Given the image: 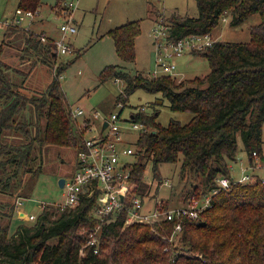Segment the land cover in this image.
<instances>
[{
    "label": "trees",
    "instance_id": "1",
    "mask_svg": "<svg viewBox=\"0 0 264 264\" xmlns=\"http://www.w3.org/2000/svg\"><path fill=\"white\" fill-rule=\"evenodd\" d=\"M193 1L197 16L181 17L172 12L166 18L172 38L211 33L224 15L230 18V25H239L253 14L261 22L249 28L247 43L218 40L210 48L192 53L204 57L210 66L209 73L201 77L176 83L172 76L131 75L115 65H107L100 73L101 82H122L123 91L116 100L124 102L140 88L160 93L168 100L170 111L192 114L187 123L172 118L163 126L156 121L157 113L147 114L141 106L130 112L129 119L146 130L138 135L133 160L127 165L133 193L142 201L148 194L143 173L149 163L153 178L160 164H179L188 184L187 200L214 188L221 176L231 179L229 163L236 160L238 139L249 165L262 156L264 0ZM40 4L41 0H18L16 9L38 11ZM8 28L11 34L18 31L26 35L25 51L37 59L25 73L10 67L0 56V173L5 174L11 166L25 169L33 178L41 173L43 146L72 147L76 154L82 147L83 133L74 128L59 84L63 69L72 61L54 73L44 92L28 97L23 85L31 68L37 62L53 66L57 58L54 41L44 35L43 43L41 34L18 26ZM139 30L137 20L106 32L121 61H134ZM4 45L0 43V55ZM11 74L20 76L21 84L14 83ZM21 113L23 120L18 118ZM7 131L18 133L22 140L6 141ZM32 185L30 182L24 187L25 198H29ZM10 188L16 190L6 182L0 193H11ZM95 199L82 196L63 210L43 206L34 223L20 224L12 234L8 227L13 206L6 204L7 211L0 210V264H264V179L258 176L252 183H231L229 189L214 195L211 207L182 222L175 245L168 239L174 223H125L123 211L95 219L91 215ZM97 225L99 242L95 249L86 245V240Z\"/></svg>",
    "mask_w": 264,
    "mask_h": 264
},
{
    "label": "rangeland",
    "instance_id": "2",
    "mask_svg": "<svg viewBox=\"0 0 264 264\" xmlns=\"http://www.w3.org/2000/svg\"><path fill=\"white\" fill-rule=\"evenodd\" d=\"M75 2V0H41L40 11L28 24L29 19H24L22 24L27 26L26 30L33 33L49 37L57 42L61 37L59 27L61 24L71 21V25L76 28L74 34L68 33L63 37L64 43L70 47V53L57 54L53 66L42 65L37 62L35 67L31 68L25 84L23 85L24 94L28 97H37L45 91L46 85L54 77V73L60 68L72 61L63 69L59 84L63 91L64 101L67 109L81 108L85 115L90 117L93 111H97L101 116L109 117L110 113H120L117 103L120 102L124 107L120 113L122 121V135L125 138L126 146H134L141 129H132L128 124L127 118L135 107L143 106L147 114H155L156 121L161 125H166L172 118L182 124L187 123L191 118V113L170 111L169 102L163 98L160 93H148L142 89H137L131 93L126 101L116 100L117 96L123 91V84L120 80L108 79L101 82L100 73L107 65H115L130 73L131 75L142 72L144 76L154 68L155 48L153 46L152 30L155 21L165 19L170 13L175 12L179 16H197L196 4L193 0H78L76 8L65 10L59 6V9L53 14L52 7L58 2ZM16 0H0V22L12 20L15 13ZM155 13V14H154ZM20 13L16 17H23ZM154 17V20H152ZM140 21V30L135 39L133 62L121 61L114 51L112 37L106 32L109 29L122 26V24ZM261 22L257 14L250 15L243 23L239 25H230V18L226 15L220 17L216 28L211 32L213 37L219 41L247 43L250 37L249 28ZM9 28L0 27V43L4 42L2 60L10 67H15L25 73L37 59L36 55L25 51L26 35L21 32L9 33ZM6 32L3 38V33ZM174 72H171L174 82H185L186 79L201 77L210 71L204 57L194 56L191 53L175 59ZM12 75V74H11ZM12 80L16 84H21L22 78L18 75H12ZM22 91V88H21ZM123 98V96H122ZM18 118L23 120L21 113ZM32 117V114L29 117ZM71 117V114H70ZM81 116L74 123L81 121ZM98 122L96 121V125ZM95 125V126H96ZM262 140L264 141V124ZM77 130V129H76ZM6 141H21L18 133H8ZM95 133V132H94ZM86 133V137L94 135ZM238 149L235 161L230 162L231 179L241 176V169L245 174L258 176L264 179V144L262 146L261 159H256V168H249L248 158L243 149L240 139L237 140ZM40 164L41 173L31 178L29 172L23 168L13 169L8 166L6 173H0L1 185L6 182L16 190L10 188L8 193H0V210L7 211L5 205L13 206V217L9 223V233L16 231L18 225H31L37 216L41 213L40 205L45 208H57L66 198L65 190L59 188L60 178H69L75 170V159L77 149L72 147H58L47 145L41 148ZM126 159L131 162L132 156ZM125 159V160H126ZM38 160L35 161V166ZM179 164L162 163L158 166V172L155 178L152 177L151 164L149 163L143 173L144 182L149 187L147 197H145L144 206L150 208L153 205H162L165 208H174V206L185 204L188 184L180 174ZM4 181V182H3ZM32 182L29 198L22 195L26 184ZM166 183V184H165ZM133 189V187H132ZM20 200L21 205L16 207V201ZM18 210H21L26 216H33V220L24 219L25 214L18 216ZM57 215V214H56ZM56 217V216H55ZM178 237L174 239V245Z\"/></svg>",
    "mask_w": 264,
    "mask_h": 264
},
{
    "label": "built area",
    "instance_id": "3",
    "mask_svg": "<svg viewBox=\"0 0 264 264\" xmlns=\"http://www.w3.org/2000/svg\"><path fill=\"white\" fill-rule=\"evenodd\" d=\"M75 4V2L65 3V7L68 8L67 10L74 9L76 8ZM20 13H23L24 16L16 17ZM37 13L38 11L17 9L12 20L0 22V27L18 26L26 30L28 25L24 26L22 21L29 19V24ZM169 27L168 21L165 19L155 21L152 30L155 60L153 70L148 73L150 78L169 76L176 69L174 62L176 58L185 55V53L192 54L204 51L217 41L209 32L191 33L180 39H174L169 35ZM59 30L61 37L57 42L54 41L55 52L59 55L68 54L70 47L64 43L63 37L68 33L74 34L76 28L71 25V21H68L61 24ZM40 39L43 43L46 41L43 35ZM115 80L117 81V79ZM116 105L119 110L124 108L120 102ZM141 109L144 107L141 106ZM70 114L75 122L78 117H82L81 121L76 123L77 130L83 133L82 147L76 154L74 172L69 178H65L63 189L66 198L62 204L56 206L59 210L75 205L82 196H95V203L91 209V215L95 219L102 220L107 216H116L123 211L125 223L154 225L162 221L172 222L174 228L168 239L174 241L182 229V222L197 218L203 211L211 207L214 195L221 190L229 189L231 183L244 184L252 183L255 180L254 175H246L245 170L242 169L241 176L236 180L221 176L216 180L214 188L198 196L190 195L185 204L174 206V208H163L157 203L150 208H145L144 200L142 201L133 193L132 184L129 182V169L127 167L129 162L126 157L132 155L134 146L125 145V138L121 131L123 120L120 113H110L109 117H105L97 111H93L89 117L81 108L77 107V109H72ZM96 121L98 122L97 125ZM125 121L129 122L128 124L132 129L140 128V132L146 131L141 123L133 122L129 118ZM92 132H95L94 135L85 136L86 133ZM253 156L256 158L255 153ZM20 205L21 201H16L15 206ZM40 208L42 209L43 205H40ZM24 219L33 220L34 217L25 214ZM98 229L99 225L86 240V245L95 246V249L99 242Z\"/></svg>",
    "mask_w": 264,
    "mask_h": 264
},
{
    "label": "crops",
    "instance_id": "4",
    "mask_svg": "<svg viewBox=\"0 0 264 264\" xmlns=\"http://www.w3.org/2000/svg\"><path fill=\"white\" fill-rule=\"evenodd\" d=\"M17 1L18 0H16V4H17ZM77 1L78 0H75V5H77ZM72 2V1H71ZM59 6H63L64 7V9L65 10H67L68 8L67 7H65V3L63 2H58V3H56L53 7H52V11H53V14L55 15V12L59 9ZM76 7V6H75ZM16 5H15V12H16ZM40 11V10H39ZM155 14V13H154ZM152 20H154V17H153V19ZM155 21V20H154ZM212 34V33H211ZM218 41V40H217ZM26 82V81H25ZM249 164V163H248ZM230 166V165H229ZM256 166H257V163H252L251 165H249V168H251V167H253L254 169L256 168ZM264 166V165H263ZM243 169H246V168H243ZM242 170V169H241ZM231 177H232V175H231ZM237 179V178H236ZM236 179H232V180H236ZM18 216L19 215H21L22 213H24V212H22L21 210H18ZM25 214V213H24Z\"/></svg>",
    "mask_w": 264,
    "mask_h": 264
},
{
    "label": "water",
    "instance_id": "5",
    "mask_svg": "<svg viewBox=\"0 0 264 264\" xmlns=\"http://www.w3.org/2000/svg\"><path fill=\"white\" fill-rule=\"evenodd\" d=\"M105 126V125H104ZM64 182H65V179H63V178H60V180L58 181V186H59V188H63V186H64ZM121 199H122V197H121Z\"/></svg>",
    "mask_w": 264,
    "mask_h": 264
}]
</instances>
